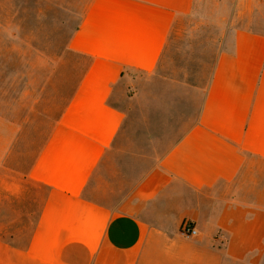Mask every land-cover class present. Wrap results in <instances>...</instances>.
I'll return each mask as SVG.
<instances>
[{
	"label": "crops",
	"instance_id": "0c3cea01",
	"mask_svg": "<svg viewBox=\"0 0 264 264\" xmlns=\"http://www.w3.org/2000/svg\"><path fill=\"white\" fill-rule=\"evenodd\" d=\"M256 1L235 0L200 85L159 72L199 0H87L55 58L29 64L46 73L0 95V183L43 189L27 226L5 238L0 220V264H264V15L233 25ZM156 76L159 95L140 89ZM167 94L176 137L130 140L129 107Z\"/></svg>",
	"mask_w": 264,
	"mask_h": 264
},
{
	"label": "rangeland",
	"instance_id": "374dc122",
	"mask_svg": "<svg viewBox=\"0 0 264 264\" xmlns=\"http://www.w3.org/2000/svg\"><path fill=\"white\" fill-rule=\"evenodd\" d=\"M86 2L87 0H0V95L3 94L14 104L11 98L20 93L27 79L35 76V73H46L43 69L33 71L29 64H46L55 58L78 24ZM234 4L235 0H199L194 11L182 24H178L175 40L169 46V54L164 57L159 72H177L176 74L190 82L203 84L221 45V36L229 24V16L236 14L239 9H245ZM248 10L249 19L243 21L241 18H233L234 26L254 25L252 20L264 15V0L256 1V5L252 4ZM158 80L159 76H156L142 82L140 89L148 88V93L152 89L159 95ZM179 106L180 102L167 94L166 101L163 102L162 99L161 103H156L151 108L149 101L141 95L139 103L128 109L126 126L130 140L137 142L141 138L147 141V129H152L157 134L155 145H159V148L169 145L176 137L172 130L179 118ZM145 115L148 117V124L145 123ZM162 121L165 124L163 127ZM30 137H27L29 141L17 148L16 161L30 162L35 152V142L30 141ZM142 145L143 142L140 147L147 150ZM8 174L10 172L5 170L1 178L9 179ZM16 182L18 184L14 186L9 180L0 183V209L5 210L1 211L0 220L5 238L29 224L30 215L26 212L36 208L37 204L36 200H31V195L35 190L43 192L41 186L33 185L23 177ZM11 191L17 193L18 197H11ZM14 208L19 213H13Z\"/></svg>",
	"mask_w": 264,
	"mask_h": 264
},
{
	"label": "built area",
	"instance_id": "2783aa9c",
	"mask_svg": "<svg viewBox=\"0 0 264 264\" xmlns=\"http://www.w3.org/2000/svg\"><path fill=\"white\" fill-rule=\"evenodd\" d=\"M181 230L182 233L185 234L186 236L195 235L197 233L193 224L190 222H184Z\"/></svg>",
	"mask_w": 264,
	"mask_h": 264
}]
</instances>
